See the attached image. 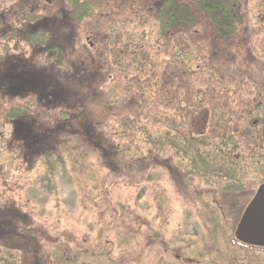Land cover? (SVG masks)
<instances>
[{"label":"rangeland","instance_id":"obj_1","mask_svg":"<svg viewBox=\"0 0 264 264\" xmlns=\"http://www.w3.org/2000/svg\"><path fill=\"white\" fill-rule=\"evenodd\" d=\"M7 3L0 0V12ZM240 3L237 36L222 44L193 0L183 4L195 28L179 47L172 41L176 50L169 53L168 39L150 17L139 27L125 23L123 42L133 41L139 55L110 54V61H124L122 69H73L63 61L51 67L57 50L47 62L45 51L33 54L13 39L11 46L22 52L8 53L11 63L24 60L19 70L53 78L62 96L24 107L17 98L27 92L0 95V133L8 137L13 130L2 128L11 106L43 116L73 111L76 120L87 117L88 134L97 140L73 128L58 129L45 141L57 150L46 160L21 158L18 139L4 145L0 139V205L11 202L19 209L4 218L10 234L42 243V252L53 256L51 264H264V249L240 244L233 234L264 182L263 142L254 138L264 122V110L259 115L255 108L259 98L254 99H264V0ZM59 28L57 34L53 29L59 53L69 56L67 28L62 23ZM10 66L4 62L0 71ZM192 117L195 126H204L199 148L188 136ZM230 118L243 138L226 128ZM256 119L260 124L251 129ZM228 135L233 139L226 150ZM16 219L26 234L13 231ZM12 253L11 264H18L23 255Z\"/></svg>","mask_w":264,"mask_h":264},{"label":"flooded vegetation","instance_id":"obj_2","mask_svg":"<svg viewBox=\"0 0 264 264\" xmlns=\"http://www.w3.org/2000/svg\"><path fill=\"white\" fill-rule=\"evenodd\" d=\"M174 1L178 4L186 5L183 4V0ZM194 1L196 4V0H193V2ZM7 2V5H5L0 12V66L5 62L10 63L12 67L10 66L8 69L0 71V95L4 96L8 92L12 94L27 92L25 95L17 98L18 101H23V106L25 105L24 107H26L29 101H36L37 103L46 102L48 104L58 101L60 99L58 95L59 91H57L58 84L56 80L51 77H45L44 74L41 75L34 72L27 73L24 69L19 70L22 69L21 67L23 66L19 65L24 63V60H19L12 64V57H9L7 54L15 53L14 51L22 52L20 47L11 46L10 43L13 42V39H16L17 45H22V43L25 44L28 49L33 51V54H36L38 51H45L48 56L46 58L43 57V59L45 58L46 60L51 56L52 59H54L53 56H56L54 51L57 50V61L55 60L56 62L53 61L50 63L51 67L63 61L67 68L73 69L95 71L98 69L107 70V68L114 67L116 69H122L124 61L121 59L128 58L129 55H133L134 58H136L135 56L138 57L139 55V53L137 55L134 49L131 48V43H133V41L127 40L126 44L123 42L122 34L124 24L132 22L139 27L143 24L142 22H144L145 19L148 20L147 17H150V19H152L151 21L155 22L157 26L160 25L159 22L162 20L168 22L170 16L167 15L159 19V15L163 7H165L166 10V8L170 6L169 4H171L172 0H7ZM191 16L194 18L193 15ZM202 16L204 15L202 14ZM60 22L67 28L63 33L68 41L70 40L68 43L70 47L68 55L70 57L66 56L64 53H59V40L58 37L54 36V30L57 29V34L60 29ZM94 23H96L95 25L99 24V29L101 30L94 29ZM158 31L161 36V28ZM189 31L187 26H184L178 31H173L169 28L163 31L164 37L169 41L168 47L170 48L168 53L172 48V35L178 34V36L184 38ZM195 32L196 31H194V33ZM133 35L136 36L134 33L132 34L129 32V36L134 37ZM23 37H25V40ZM107 49L110 50L109 53H107ZM110 54H120L121 59L115 57V60L113 59V61H110ZM110 58L112 59V56ZM34 60L30 59V62H34ZM12 70H16L14 75ZM10 75H13L14 78H11ZM11 85L14 87H10ZM51 85L52 89H49ZM257 98H259V101L256 103L255 108L259 113L264 110V99H262V95L254 99ZM260 99L262 100L260 101ZM228 100L227 97L224 99V105L226 104L225 101ZM242 103L241 101V106L243 105ZM251 103L252 102L249 103L250 106ZM8 108L7 114L3 116L2 128L4 129L6 125H9L12 126L13 130L10 131L8 137H6L4 132L0 133V139L4 138V144L9 141L12 142V138L16 139L18 137V135H15V132L21 134L25 132V134L29 136L33 130L36 132V136L38 134L39 136L37 137H40L42 131L55 133L58 129L65 130L67 128H73L71 124L74 117H71L69 120L64 118V120L59 114L56 116L46 115V117L41 114H35L37 112H35L34 115L30 111H27V109L13 107L17 111H12L13 108L11 106ZM190 110L193 112L195 109L190 108ZM230 112L234 113L233 105ZM12 113H14V117L11 115ZM208 114L206 113V116H208ZM196 115L197 113L193 116ZM192 118L189 124L188 136L190 134L189 138L195 141L205 136L203 130L204 126H201L199 129L194 124L196 122L194 120L196 117ZM24 119H26V121ZM229 122L226 128L238 137L240 134L238 135L237 128L233 127L235 121L230 118ZM259 122L260 120L256 119L251 123V127L258 126ZM73 129L75 130V128ZM73 129L71 131H73ZM75 132L77 131L73 133ZM26 137L27 136L24 135L23 139ZM37 142L39 144V141ZM240 145L241 143H237L238 147ZM27 146L29 145L24 143V147L26 148ZM20 148L21 147H18L17 149L19 150ZM256 148L258 149L257 146L254 149ZM20 154L26 157L27 153L25 154L20 151ZM10 230L9 228L7 232H0V250L3 251V253L0 252V264H11L12 255L10 254H13L12 252L17 253V255H23L19 259L18 264H51L52 255H47L45 254L46 252L43 253L44 250L42 252V243H37L36 245L32 239L22 238L16 235L13 236L10 234Z\"/></svg>","mask_w":264,"mask_h":264},{"label":"trees","instance_id":"obj_3","mask_svg":"<svg viewBox=\"0 0 264 264\" xmlns=\"http://www.w3.org/2000/svg\"><path fill=\"white\" fill-rule=\"evenodd\" d=\"M170 6L166 8L165 7L162 8L161 12H160V17L159 19H162L165 16H170L169 21H161L159 22V26L161 28V32L162 35L164 36V30L169 28L173 31H178L181 28H183L184 26H187V28L193 29L195 28V20L194 18L191 16L192 14H190V8L188 7V5H181L178 4L177 2H175L174 0H172L171 4H169ZM196 8L198 10V12H200L201 14H203L208 20L212 30L214 31V37L219 39V41L227 43L230 42V40L232 38H235L237 36V30L241 25V17H242V5L240 3V0H196ZM181 36H178V34H174L171 37V40L173 41V43L175 42V46L179 47L180 43H177L178 41L181 42ZM174 45L172 44V48L174 50H176L175 47H173ZM181 54V53H180ZM175 55V52H174ZM142 56V55H141ZM181 56V55H180ZM185 57V56H184ZM139 59V58H138ZM179 59V58H177ZM184 62H193V58L192 59H187V58H182ZM135 60V59H134ZM264 88V86H262ZM62 93V92H61ZM61 93H59V97L62 96ZM34 102V101H33ZM36 102V101H35ZM167 102V101H166ZM164 102V104L166 103ZM187 105L189 103V108L193 109V105H191L190 102H186ZM33 103L29 101V103H27V105H30ZM167 104V103H166ZM167 106V105H165ZM30 109L32 107L28 106ZM49 107V106H48ZM12 111H17L13 108ZM68 112V113H67ZM71 112L73 111H65L64 114H62V118L64 119H71V117L73 118V115H70ZM14 115V113H13ZM74 118H76V115H74ZM64 119V120H65ZM87 117H82L79 116L75 120L74 124H72L73 128H75L76 131H78L77 133H81L83 134L82 136L87 137V140H97V136L91 134H88L89 130H90V126L88 125L89 123L86 121ZM260 124V122H259ZM259 126V125H258ZM123 127V126H122ZM257 127V126H256ZM256 127H251V129H255ZM262 129L258 131V134L256 133L255 135V140L258 141V144L260 142V140L263 142L261 144L262 147H264V122H262L261 126ZM41 133V130H40ZM52 133L50 132H46V131H42V134L40 137L37 134L36 136V132H34L32 130L31 134H29V136L27 134H25V132L18 133L15 132V135H18V137L16 139H18V141L21 142V145H18V147H21L19 150L17 148L16 151H18L20 153V151H22L23 153H27L26 157H34V158H42V159H50L49 157H55L56 155V148H55V144H48L45 141L47 139H51V135ZM85 134V135H84ZM14 135V134H13ZM24 135H26L27 137L25 139ZM149 137V135H147ZM37 137V138H35ZM240 138H243V136H240ZM231 139H233V137L231 135H228L226 140L230 141L229 143H231ZM27 140V141H26ZM247 140V139H246ZM39 141V144L38 142ZM149 141V140H148ZM191 143L193 144V146L195 145L196 148H199L197 146H200V142L203 141V138L197 139V140H191ZM189 141V142H190ZM223 141V140H222ZM88 142V141H87ZM4 145V142H2ZM24 143H27L29 146H27L26 148L24 147ZM147 143V142H146ZM149 144V143H148ZM231 144H226L225 141L223 142V146L227 149H230L228 146H230ZM231 148H234L236 150V147L231 146ZM195 149V148H194ZM162 150V148H161ZM177 150V149H176ZM197 151V149H196ZM162 152V151H161ZM179 153V152H178ZM23 155L21 156V158H26ZM189 164V163H188ZM200 173H198L199 175ZM205 178L207 177H211L210 175L208 176H204ZM215 177H226L224 175H215ZM206 181H208L207 179H205ZM232 189V188H231ZM224 191H229L228 188H223ZM8 203V201H6ZM4 207H8V211L4 210ZM18 208L17 206H12V203L9 202V205H5L4 203H1L0 205V232L4 233L7 232V226H8V220L4 219L5 217H10V213L14 214V213H18ZM9 214V215H8ZM16 223L15 224V229H13L14 232L20 231L21 233L26 234L27 233V229L23 228L21 226L20 223V219H16ZM16 230V231H15ZM19 233V232H18ZM14 235V234H13ZM19 237V235H17ZM1 245V244H0Z\"/></svg>","mask_w":264,"mask_h":264},{"label":"water","instance_id":"obj_4","mask_svg":"<svg viewBox=\"0 0 264 264\" xmlns=\"http://www.w3.org/2000/svg\"><path fill=\"white\" fill-rule=\"evenodd\" d=\"M234 231V239L243 245L264 249V183L255 190Z\"/></svg>","mask_w":264,"mask_h":264}]
</instances>
